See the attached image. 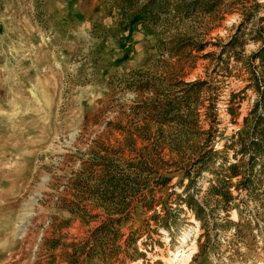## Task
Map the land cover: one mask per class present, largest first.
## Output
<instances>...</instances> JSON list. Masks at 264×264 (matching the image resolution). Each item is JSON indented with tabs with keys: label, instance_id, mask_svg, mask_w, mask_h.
Instances as JSON below:
<instances>
[{
	"label": "rangeland",
	"instance_id": "rangeland-1",
	"mask_svg": "<svg viewBox=\"0 0 264 264\" xmlns=\"http://www.w3.org/2000/svg\"><path fill=\"white\" fill-rule=\"evenodd\" d=\"M159 4L0 0V264H264V0Z\"/></svg>",
	"mask_w": 264,
	"mask_h": 264
},
{
	"label": "trees",
	"instance_id": "trees-1",
	"mask_svg": "<svg viewBox=\"0 0 264 264\" xmlns=\"http://www.w3.org/2000/svg\"><path fill=\"white\" fill-rule=\"evenodd\" d=\"M159 1L160 0H148L143 6H140L137 8V6L134 5V3H132L131 0H124V5L122 7L127 8L128 10H133L131 12L130 19H134L135 16L140 15L143 17L142 19L145 20V19L153 18L156 12L161 11V7H160L161 4H159ZM175 5H178V4H175ZM261 20H264V17ZM261 30L262 31L264 30V26L261 27ZM258 37L260 38V36ZM260 41H261V45L259 46V48L256 51H254L251 55L248 56V60H250L249 63H251L254 60H260V62H264V34L262 38H260ZM203 47L204 46L201 44H197L196 46L197 50H202ZM249 63H247V71L249 74L250 81L252 82L247 84V87H255L257 90L258 96L246 120H248L250 117L256 124L261 125L264 122V88H262L264 86V68L261 71L252 70V68L250 67L251 64ZM201 82H204V81H201ZM254 144L258 145L259 140H256ZM256 150L258 151V147H256ZM203 159L204 157L202 158L200 157V160H198L197 162L202 163ZM238 166L239 165L237 163L231 164L228 168L230 173L229 175H227L229 179L217 178L219 183L212 186V188L216 190L215 193L221 195L227 201H228V198L231 196V194L229 196L227 192H222L223 190L219 186H221L222 183L230 184L231 183L230 181L232 178L240 176V175H245L243 171H238ZM243 177L245 178V176Z\"/></svg>",
	"mask_w": 264,
	"mask_h": 264
},
{
	"label": "bare ground",
	"instance_id": "bare-ground-1",
	"mask_svg": "<svg viewBox=\"0 0 264 264\" xmlns=\"http://www.w3.org/2000/svg\"><path fill=\"white\" fill-rule=\"evenodd\" d=\"M191 257H192V252H188L187 254L184 255L183 261L184 262L189 261L191 259ZM171 264H174L173 260H171Z\"/></svg>",
	"mask_w": 264,
	"mask_h": 264
}]
</instances>
